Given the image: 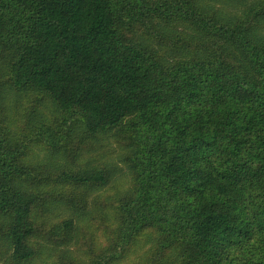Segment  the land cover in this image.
Here are the masks:
<instances>
[{
	"label": "trees",
	"instance_id": "obj_1",
	"mask_svg": "<svg viewBox=\"0 0 264 264\" xmlns=\"http://www.w3.org/2000/svg\"><path fill=\"white\" fill-rule=\"evenodd\" d=\"M134 257L264 264V0H0V264Z\"/></svg>",
	"mask_w": 264,
	"mask_h": 264
},
{
	"label": "rangeland",
	"instance_id": "obj_2",
	"mask_svg": "<svg viewBox=\"0 0 264 264\" xmlns=\"http://www.w3.org/2000/svg\"><path fill=\"white\" fill-rule=\"evenodd\" d=\"M48 113L50 112L49 106ZM49 125L52 123H48ZM98 145L93 146L94 151L96 155L99 158L97 160L91 161L92 167H104L109 166L116 170L117 177L113 179L109 184L104 186V189L100 192H93L91 198H88V202L83 201L84 204H87V209L89 211L93 210L94 214L91 217L92 224L90 226L92 229H94V232L96 234L95 238L91 241L93 244V248H89L87 245H89L90 241H85L83 243L82 241V248L80 252V256L83 257L86 261L93 262V259L101 252L102 248H98L97 241L99 242L102 237H97V230L100 229L101 232L106 233L110 230L109 226L102 225L100 223L101 218L103 217V213H107L112 209V203L115 202V195H121L125 196L129 193V190L132 187V175L131 170L128 165H125L122 161H120L121 157L119 156L120 153L123 152V147L119 148V143H112L108 141H101L97 143ZM90 152V151H89ZM86 158L81 160V163H85ZM57 203V202H56ZM59 203V202H58ZM62 203H59L58 205H61ZM102 213V214H101ZM48 240V238H46ZM41 240V239H40ZM86 244V245H85ZM57 245V244H56ZM53 245H48L45 247L48 251ZM71 248L76 253V246H71ZM132 263H138V257H134L132 260Z\"/></svg>",
	"mask_w": 264,
	"mask_h": 264
}]
</instances>
